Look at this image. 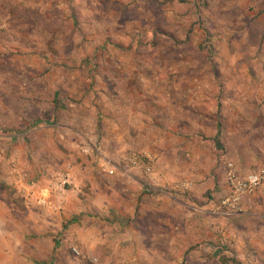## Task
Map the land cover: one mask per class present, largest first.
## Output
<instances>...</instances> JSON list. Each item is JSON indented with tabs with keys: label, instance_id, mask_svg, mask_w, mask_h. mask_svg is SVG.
<instances>
[{
	"label": "rangeland",
	"instance_id": "1",
	"mask_svg": "<svg viewBox=\"0 0 264 264\" xmlns=\"http://www.w3.org/2000/svg\"><path fill=\"white\" fill-rule=\"evenodd\" d=\"M198 134L203 171L264 169V0H0V264H264L183 206Z\"/></svg>",
	"mask_w": 264,
	"mask_h": 264
},
{
	"label": "crops",
	"instance_id": "2",
	"mask_svg": "<svg viewBox=\"0 0 264 264\" xmlns=\"http://www.w3.org/2000/svg\"><path fill=\"white\" fill-rule=\"evenodd\" d=\"M171 112L179 113V108L173 107ZM175 113H173L172 118H169V120L177 123L179 119L175 117ZM184 114L185 113L182 115L184 116ZM115 125L117 124L115 123ZM196 137L197 138L192 142V144H185L182 146L179 145L177 148L181 149L180 151L176 152V150L172 147V160H178L181 163V166L178 169V174L174 178L176 181H180L181 179L189 180L191 181V184H194V188H192V200H189V202L185 203L183 206H187L190 211H193L194 214H197L199 217H205V213L209 212L211 215H218L221 218L224 216L219 214V207L216 204L218 203V200H216V203L211 201L209 204H206L204 192L212 191L215 197H225L228 194L225 172L220 169V175L215 172L211 175V169L203 171L198 168L199 163L204 161V157H212L215 153L209 147L206 148L207 142H203L201 140L203 137H200V134ZM208 149L212 152L211 155L209 154L210 152L207 154ZM164 160H166V158L161 156L159 164L161 166L159 167L163 172L166 170L165 166H162L163 162H165ZM235 164L240 173H246V171L243 172L239 168L238 162H235ZM185 168H187V171ZM160 175L161 176L158 178H155L156 180H154V184L160 185L157 182L162 180L165 174ZM164 181L165 180H163V182ZM196 198L200 200L204 199V201L201 203ZM181 203H177L178 206H176L180 208L179 206H181ZM230 216L231 217L226 219V221H224V218L219 220V222H221L219 224L224 225L221 229L218 227L219 234L216 236L220 237L221 240H227V232H229L230 228L233 232H235L239 241L243 242V244L248 242L251 248L259 250V248H261L260 244L263 243L264 245V184L255 194L245 197L241 204L240 211ZM252 216H254L255 219H253ZM255 226L258 227L255 228ZM207 229L209 230V234L205 235L202 240H208L209 242L207 245L212 247L214 245L212 244V230L210 228V224ZM199 232L200 231H197V234L198 236H201Z\"/></svg>",
	"mask_w": 264,
	"mask_h": 264
},
{
	"label": "built area",
	"instance_id": "3",
	"mask_svg": "<svg viewBox=\"0 0 264 264\" xmlns=\"http://www.w3.org/2000/svg\"><path fill=\"white\" fill-rule=\"evenodd\" d=\"M149 156L146 155V157L141 158L133 155L129 157L127 163L129 162L136 167L143 166L146 173H151L153 171V166H151L150 163L146 164L143 159L150 158L151 156ZM150 160L152 159L150 158ZM70 180H72V175L71 172L67 170L65 174L61 175L48 194L34 192L29 188V186H27V188L30 190L29 192L27 191V196L34 197L36 199V203L39 206L54 210L57 208V204L60 205L62 203L63 198L62 194L56 193V191H62L64 189L62 185L70 182ZM226 182L228 194L221 199L220 205L218 207L219 214L223 216H230L240 211L241 204L245 197L255 194L257 190L263 185L264 169L258 168L242 174L237 169L235 162L229 161L227 163ZM181 187L191 189L193 185L189 183H180L176 185V188Z\"/></svg>",
	"mask_w": 264,
	"mask_h": 264
},
{
	"label": "trees",
	"instance_id": "4",
	"mask_svg": "<svg viewBox=\"0 0 264 264\" xmlns=\"http://www.w3.org/2000/svg\"><path fill=\"white\" fill-rule=\"evenodd\" d=\"M145 159V158H144ZM229 162V161H228ZM227 162V163H228ZM237 167V166H236ZM226 170H227V164H226ZM226 170H225V180H226ZM226 184H227V182H226ZM258 191V190H257ZM227 196V195H226ZM224 198V197H223ZM231 260L229 259V258H227V257H223L222 259H221V262L222 263H228V262H230Z\"/></svg>",
	"mask_w": 264,
	"mask_h": 264
}]
</instances>
